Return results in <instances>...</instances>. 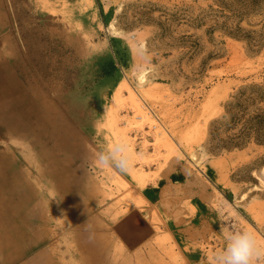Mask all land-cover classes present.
<instances>
[{
	"label": "rangeland",
	"instance_id": "1",
	"mask_svg": "<svg viewBox=\"0 0 264 264\" xmlns=\"http://www.w3.org/2000/svg\"><path fill=\"white\" fill-rule=\"evenodd\" d=\"M146 70L154 99L145 109L159 120L138 124L113 93L125 74L136 86ZM12 81L28 117L53 135L37 143L11 132L0 110V153L22 173L17 194L29 201L6 212L0 188V264H214L228 232L248 226L262 251L254 264H264V0H0V108ZM116 115L134 175L148 174L144 188L132 172L95 163L117 141ZM160 131L179 144L174 157ZM170 173L185 174L190 191L212 188L210 225L207 208L193 222L198 211Z\"/></svg>",
	"mask_w": 264,
	"mask_h": 264
},
{
	"label": "bare ground",
	"instance_id": "2",
	"mask_svg": "<svg viewBox=\"0 0 264 264\" xmlns=\"http://www.w3.org/2000/svg\"><path fill=\"white\" fill-rule=\"evenodd\" d=\"M91 3V2H90ZM117 27H115L114 24L111 23V28L110 30H112V34L118 36L119 35V31H117L118 29H116ZM121 33V32H120ZM142 48L145 49L146 45L145 43L142 44ZM150 71H143L142 73H139V75L136 77V86L133 84V82L129 79V77L125 74V78L120 79L119 84L116 86V89L113 93V98H115L116 101H120L121 103L124 104H128L131 107H133L134 109V113L136 114L135 118L137 119V123L140 124V122L144 121H149L150 123H154L155 122V118L156 120H159V117L152 112V114L154 115L155 118H152L147 112H146V108H150L149 106V99H154L153 98V89L147 88L150 83H149V75H150ZM19 86L15 83V81H12L8 84V86L6 87V90L4 89V92H2V94L4 95L6 102H4L1 105V112L4 114V125L6 127L7 130L11 131V132H22V131H27V134H35L36 135V142L40 143L42 141H48V143H50V138L53 135V131L48 130V126H44V127H40L37 124L33 123V119L28 117L29 114L26 113L25 111V106H24V99L21 98V101L19 100V94L18 93V88ZM22 102V103H21ZM207 111H209V107H207ZM114 115V114H113ZM50 118V117H49ZM48 118H43L41 119V121L47 122ZM51 119V124H53V119ZM40 122V120H39ZM117 122V115L116 116H112L111 120L109 121V125H110V131L112 132V134L115 136V140L120 141V140H126L125 142L129 145V140L127 139V134L125 132L123 133H119L116 128H115V123ZM205 126H207L208 124V120L205 121ZM25 123V124H24ZM50 123V122H48ZM31 127H34L33 131L35 130V132L27 130V129H31ZM166 130V129H165ZM198 128L195 127L190 133L189 136L192 138H194L196 135H198L197 132ZM160 134V135H159ZM158 134V138H157V142L160 143L162 146H164L167 149V157L171 158L174 157L177 154V148H180L179 144L176 143V140L174 138L173 135H171L168 131L167 134L169 135V137L172 139V142L166 138V136H164V133L162 131H160ZM166 134V135H167ZM119 135H121L122 138L118 139ZM176 145V146H175ZM50 147V145H47ZM130 147V146H129ZM51 148V147H50ZM54 153H50V156L52 157H59V153L57 154V151L59 150H53ZM60 152V151H59ZM134 152L130 149V155L132 157V160L134 158ZM61 156V155H60ZM167 159V158H166ZM191 164L198 168V164L197 162V158L195 157V155H192V158H189ZM0 164H2V174H1V182H0V188L2 191V198H1V202L2 204L5 206V210L6 212H8L9 210H11L13 212L12 209L15 208V210H19L21 211V213L24 211V207L27 206L28 204V200L25 198H22L21 196H19L17 194V192L19 191V187H21V185L24 183V178L22 173H18L17 166H15V163L12 159L8 158H4L2 153H0ZM58 165V164H57ZM130 172H132L133 176L135 177L137 183L144 188L146 182H147V177L148 174L147 173H141L138 175H134V172L132 169L129 170ZM137 172V171H136ZM14 174L17 177H12L11 175ZM263 174H264V169H263ZM57 180V177L55 178ZM262 180V179H261ZM263 181V180H262ZM264 183V181H263ZM113 186H120L123 187L124 189H127L131 187V185L129 184V182H127L124 179L121 178H116L115 181L112 182ZM112 186V187H113ZM28 189H31V186H27ZM109 189V188H108ZM111 189V188H110ZM134 196V195H133ZM21 199H20V198ZM21 200V201H20ZM53 204V203H52ZM12 207V209H11ZM55 208L56 210H63L62 205L59 203L58 206L55 204ZM20 214V212H19ZM21 229L18 230L19 235H25V226H29V222H27L25 219L22 218L21 220ZM42 225L44 226H48L49 222L45 221L42 222ZM248 230L249 232H251L254 236L257 242L260 243V239L258 237V234L255 230V228L253 226H248ZM3 238H6V240L9 238H12L11 233L6 234ZM7 247V245H5ZM32 249L30 248L27 251H24L23 253H21L22 255H25V252L30 253Z\"/></svg>",
	"mask_w": 264,
	"mask_h": 264
},
{
	"label": "clouds",
	"instance_id": "3",
	"mask_svg": "<svg viewBox=\"0 0 264 264\" xmlns=\"http://www.w3.org/2000/svg\"><path fill=\"white\" fill-rule=\"evenodd\" d=\"M95 163L99 167L127 172L132 166L130 147L123 140L116 141L96 153ZM226 231V227L222 225L221 232ZM261 254L262 251L251 232L234 229L228 232L226 246L215 253L214 264H254Z\"/></svg>",
	"mask_w": 264,
	"mask_h": 264
},
{
	"label": "crops",
	"instance_id": "4",
	"mask_svg": "<svg viewBox=\"0 0 264 264\" xmlns=\"http://www.w3.org/2000/svg\"><path fill=\"white\" fill-rule=\"evenodd\" d=\"M166 178L167 181H171V182H174V180H176L175 178V175H173L172 173L170 174H165L164 176ZM209 177V176H208ZM210 178V177H209ZM176 183H178L180 186V188H182V193H183V199H187V200H190L192 205L197 209L198 211V215L197 217H195L193 220V222L195 223H199L197 221H199V218L202 217L205 213V208H207V214L206 216L207 217V221H205L204 219L202 221V224H207V225H210L208 219H209V212H208V208L210 207L209 206V202L212 200V198H214V193L212 192V188L210 186H205V188H198V189H192V191L189 190V185H191L192 183H189V179L186 177V175L184 174L183 177H180L179 178V181H175ZM211 185L213 186V188H215V185L214 183L212 184L211 182ZM193 188V186H192ZM150 192H151V197L153 199V196L156 198L158 196V191L155 192L154 189H149ZM206 206V207H205ZM201 211V212H200ZM201 215V216H200ZM135 219L131 218L129 219L127 222H126V227L123 228V230H125L126 228H132L131 226L135 223ZM136 228H133L132 230H134ZM128 238V237H127Z\"/></svg>",
	"mask_w": 264,
	"mask_h": 264
}]
</instances>
